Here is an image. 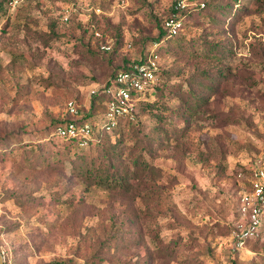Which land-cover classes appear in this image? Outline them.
Segmentation results:
<instances>
[{"label": "rangeland", "instance_id": "rangeland-1", "mask_svg": "<svg viewBox=\"0 0 264 264\" xmlns=\"http://www.w3.org/2000/svg\"><path fill=\"white\" fill-rule=\"evenodd\" d=\"M184 2L0 0L3 264H264V233L239 248L230 235L264 162V0ZM174 13L184 25L135 120L89 149L50 134L65 100L90 111Z\"/></svg>", "mask_w": 264, "mask_h": 264}, {"label": "built area", "instance_id": "built-area-1", "mask_svg": "<svg viewBox=\"0 0 264 264\" xmlns=\"http://www.w3.org/2000/svg\"><path fill=\"white\" fill-rule=\"evenodd\" d=\"M20 2L8 0V10H13ZM185 4L184 0H175L176 8ZM181 25L182 20L175 13L163 20L168 34L177 33ZM158 46V40L152 41L143 60L133 63L129 69L118 70L108 82L91 90L93 96L98 93L107 95L100 121L92 123L90 119H81L80 104L75 99H68L66 111L73 117L58 124L52 134L84 147L98 141L99 135L112 131L119 121L135 120L139 101L151 92L157 80L160 67ZM263 221L264 162L252 167L249 186L242 189L237 197L230 232L234 247L239 248L248 238L255 237Z\"/></svg>", "mask_w": 264, "mask_h": 264}, {"label": "trees", "instance_id": "trees-1", "mask_svg": "<svg viewBox=\"0 0 264 264\" xmlns=\"http://www.w3.org/2000/svg\"><path fill=\"white\" fill-rule=\"evenodd\" d=\"M204 4L199 8V9H205L206 8V5L207 2H203ZM9 7H8V0H6V4H5V8H4V12L6 10H8ZM172 10H175L174 8ZM193 9H188V10H185L184 13H187V12H190L192 11ZM193 12V11H192ZM1 13V12H0ZM169 16V15H168ZM166 16V17H168ZM166 17H163L160 24H159V28H158V32H157V35L155 36V38L153 39L154 40H158L159 41V46H158V52H159V55L161 53V50H162V47H167V42H169L170 40L172 39H175L177 38L180 33H181V30H179L177 33L175 34H168L167 30L164 28L163 26V20L166 18ZM183 22H182V25L181 27H183ZM152 43V41L149 43V45L145 48V50L139 54L138 56L136 57H133V58H126L125 60H123V62L121 63V66L116 69L112 74L111 76H109L105 82H108L110 78H112L114 76V74L118 71V70H126V69H129L133 63L135 62H139L141 60L144 59L145 55H146V52L150 46V44ZM165 47V48H166ZM163 70L160 71V67H159V71L157 73V80L151 90L152 93H157L158 91V87H159V77L160 75L162 74ZM104 82V83H105ZM70 99V98H69ZM107 99V95L104 94V93H98L96 95H94L91 99V103H90V111H87V110H84L83 106H79V110L81 112V119H90V121L92 123H96L98 121H100V119L102 118V113L104 111V108H105V101ZM68 100V99H67ZM67 100L64 101V114L63 116H60L58 117L57 119H55V122L53 124V127L51 129V132L50 134L53 133V131L56 129L57 125L58 124H61L62 122H64L65 119L67 120H70L73 116L70 115L67 111H66V102ZM146 100H140L139 101V106H138V109H140L141 107H143L144 105L148 104L146 102H144ZM138 112V110H137ZM127 122H130V121H119L116 125V127L110 131V135H112L113 133H117L119 130H121L123 128V126L125 124H128ZM115 130V131H114ZM98 141L94 142V143H91L87 146H78L73 140H64V139H61L62 142L67 145V147H75L77 148L78 150L80 149H89V148H92V147H98V146H103L105 140L104 139H107L105 136L103 135H99L98 136ZM83 171L89 175H93L94 177H98L99 180L101 181H104L105 183H108L107 181H120V177L118 175H113L111 174V176H108V174L106 173L105 175L104 174H100L101 171L98 170V168H96L95 166H89V165H85L84 168H83ZM248 187V186H247ZM246 187V188H247ZM264 233V221H263V224L261 225V227L259 228V231H258V234L253 237V238H248L244 245H246L247 241H249L250 239H257V238H260Z\"/></svg>", "mask_w": 264, "mask_h": 264}, {"label": "water", "instance_id": "water-1", "mask_svg": "<svg viewBox=\"0 0 264 264\" xmlns=\"http://www.w3.org/2000/svg\"><path fill=\"white\" fill-rule=\"evenodd\" d=\"M0 264H3V258L1 252H0Z\"/></svg>", "mask_w": 264, "mask_h": 264}]
</instances>
